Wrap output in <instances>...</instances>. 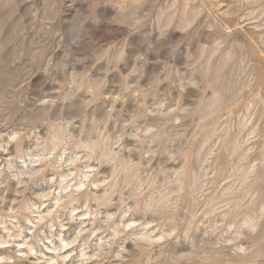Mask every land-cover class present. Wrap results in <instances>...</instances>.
<instances>
[{"label": "clouds", "instance_id": "obj_1", "mask_svg": "<svg viewBox=\"0 0 264 264\" xmlns=\"http://www.w3.org/2000/svg\"><path fill=\"white\" fill-rule=\"evenodd\" d=\"M0 264H264V0H0Z\"/></svg>", "mask_w": 264, "mask_h": 264}]
</instances>
